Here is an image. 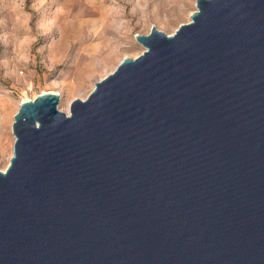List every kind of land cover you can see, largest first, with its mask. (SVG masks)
<instances>
[{"label": "water", "instance_id": "95a60500", "mask_svg": "<svg viewBox=\"0 0 264 264\" xmlns=\"http://www.w3.org/2000/svg\"><path fill=\"white\" fill-rule=\"evenodd\" d=\"M74 98L23 100L0 264H264V0H195Z\"/></svg>", "mask_w": 264, "mask_h": 264}, {"label": "rangeland", "instance_id": "374dc122", "mask_svg": "<svg viewBox=\"0 0 264 264\" xmlns=\"http://www.w3.org/2000/svg\"><path fill=\"white\" fill-rule=\"evenodd\" d=\"M195 9V0H0V169L21 101L54 92L68 113L72 99L143 51L135 34H172Z\"/></svg>", "mask_w": 264, "mask_h": 264}, {"label": "bare ground", "instance_id": "6f19581e", "mask_svg": "<svg viewBox=\"0 0 264 264\" xmlns=\"http://www.w3.org/2000/svg\"><path fill=\"white\" fill-rule=\"evenodd\" d=\"M5 170V169H4ZM4 170H2V171H4Z\"/></svg>", "mask_w": 264, "mask_h": 264}]
</instances>
